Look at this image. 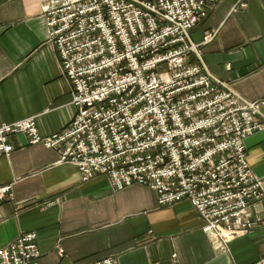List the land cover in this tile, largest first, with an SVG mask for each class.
Listing matches in <instances>:
<instances>
[{"label":"built area","instance_id":"2783aa9c","mask_svg":"<svg viewBox=\"0 0 264 264\" xmlns=\"http://www.w3.org/2000/svg\"><path fill=\"white\" fill-rule=\"evenodd\" d=\"M214 6L215 0H47V43L70 85L74 114L46 138L34 118L2 124L0 157L14 151L11 136L23 134L29 145L56 150L57 165L77 168L83 183L102 175L113 192L145 186L159 208L187 201L213 247L227 251L263 222L264 186L244 142L264 129V100H244L215 78L190 41ZM5 199H12L9 185L0 187ZM36 240L34 232L20 234L0 249V264H38ZM91 264L117 263L107 257Z\"/></svg>","mask_w":264,"mask_h":264},{"label":"crops","instance_id":"0c3cea01","mask_svg":"<svg viewBox=\"0 0 264 264\" xmlns=\"http://www.w3.org/2000/svg\"><path fill=\"white\" fill-rule=\"evenodd\" d=\"M46 1L0 0V126L34 118L43 138L60 132L74 114L70 85L47 43ZM189 38L215 78L244 100H264V0H215ZM10 143L14 151L0 157V187L9 185L12 195L0 201V249L34 232L38 264L107 257L117 264H253L264 258V200L263 222L221 252L187 201L159 208L148 187L113 192L102 175L83 183L77 168L57 165L56 150L29 145L23 134ZM244 144L247 163L264 186V129Z\"/></svg>","mask_w":264,"mask_h":264}]
</instances>
